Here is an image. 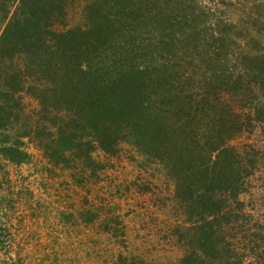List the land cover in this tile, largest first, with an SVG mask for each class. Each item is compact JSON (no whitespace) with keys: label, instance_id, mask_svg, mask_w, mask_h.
<instances>
[{"label":"rangeland","instance_id":"1","mask_svg":"<svg viewBox=\"0 0 264 264\" xmlns=\"http://www.w3.org/2000/svg\"><path fill=\"white\" fill-rule=\"evenodd\" d=\"M0 1L11 5L10 14L18 3ZM94 1L65 0L64 13L58 19L56 29L84 28L87 11ZM166 2L158 13L161 18L154 24L163 25V19L166 20L163 18ZM124 3L114 5L107 13L112 16L118 13L117 18H122V22L115 19L118 22L115 30L133 32L140 26L133 17L125 19ZM174 3L169 4L168 0L172 19L167 24L178 13ZM185 4L192 5L198 14L205 12V16L209 14L208 17L221 24L226 23L238 33L240 36L233 48L237 52L264 50V0H185ZM177 19L182 22L169 25L171 37L159 44L165 48V58L161 62L167 68L164 78L171 81L179 78L186 81L187 86L196 79L199 83L192 88L195 95L201 99L205 95L213 103L223 94L221 111H229L231 107L250 116L245 120L244 128L229 140V145L236 148L246 167L242 170L239 194L243 204L239 205L223 187L218 189L227 193V203L233 210L231 220L223 219L227 221L225 229L211 238L205 248L204 260L195 257L192 264H264V122L250 113L252 102H264V95L257 93L245 98L238 95L240 92L237 91L243 84L248 85L250 77L246 74L238 81L240 85L226 81L230 72H224L222 58L211 62L217 65V74L214 73L215 78H208L207 65L210 63L205 60L213 53L210 49H216L218 43L215 47L211 37L204 35L208 31L201 28L202 22L186 24L180 12ZM188 31L196 32L199 40L193 41ZM130 35L139 38L142 34ZM107 44V40L103 42L100 38L94 47L110 64L113 50ZM90 57L93 65L100 64L103 58L96 52ZM81 60L82 57L75 53H63L58 57L54 71L65 76L70 73L71 65L78 67L83 63ZM13 68V63L6 65L9 71ZM168 68H173L172 77ZM204 69L208 71L205 76ZM27 74H24L21 102L2 92L0 101L6 102L11 113L12 109L21 106L24 122L27 121L25 114H29L33 122L36 119L42 124L45 117L38 119L43 113L39 111V100L32 93L35 91L33 86L48 81H37L38 76H32L31 72ZM24 76L8 77L7 86L20 87ZM182 99L174 106L172 115L164 113L169 116L167 124L174 126L166 144L173 142L175 146L165 154L152 155L138 144L121 140L113 148L114 152H107L97 145L91 148L90 159L79 157L78 152L73 151V154H66L68 160L57 162L37 142L21 138L30 155L25 162L17 164L9 161L0 149V264H176L191 250L201 249L205 238L197 228L199 215L188 201L192 194L198 195L195 194L196 191L199 193L198 189L205 187L204 178L199 183L189 170L186 174L185 159L182 166L178 162L180 170L175 166L177 158L169 155L170 152L177 153L176 148L182 152L187 142H193L192 134L197 125L191 97L181 95ZM203 105L204 102L199 106ZM2 113L0 110V116L4 117ZM187 118L188 123L180 120ZM219 241L222 243L217 245L218 252L215 244Z\"/></svg>","mask_w":264,"mask_h":264},{"label":"trees","instance_id":"2","mask_svg":"<svg viewBox=\"0 0 264 264\" xmlns=\"http://www.w3.org/2000/svg\"><path fill=\"white\" fill-rule=\"evenodd\" d=\"M123 1L125 19L133 17L140 26L135 27L133 32L126 33L120 28L115 30L118 13L113 16L107 13L109 8ZM13 2L18 3L10 14L11 5L1 4L0 1V93L10 94L21 102L20 94L26 80L24 74L31 72L32 76H38L37 81L47 80L48 83L33 86L35 91L32 93L39 100V111L43 113V117L38 119L45 117V124H40L36 119L33 122L29 114H25L27 121L24 122L21 119V106L12 109L11 113L5 106L6 102L0 101V110L4 114V117L0 116L1 153L13 163L25 162L30 154L23 147L21 138H29L57 162L68 160L66 154H73V151L78 152L79 157L90 159L91 148L97 145L107 152H114L121 140L138 144L152 155L165 154L175 146L173 142L166 144L174 126L167 124L169 116L164 113H174V106L183 101L181 95L191 97V103L195 106L194 116L197 118L193 142H187L182 152L179 153L176 148L177 153L170 152L169 155L177 158L175 166L178 167L183 165L185 159L186 174L189 170L199 183L204 178L205 187L198 189L199 193L195 192L197 196L192 194L188 203L191 208H196L195 213L199 215L197 228L205 239L201 249L195 252L191 250L176 264H192L195 257L203 261L209 241L222 233L233 212L227 203V193L218 189L223 187L239 205L243 204L239 201V194L242 170L246 167L240 161L236 148L229 145V140L244 128L245 120L250 116L231 107L229 111H221L223 94L221 99L213 103L205 95H202L203 99L195 95L192 88L199 83L196 79L192 83L188 82L190 86L179 78L175 81L166 80L164 72L167 68L161 64L165 58V48L159 44L166 37H171L169 25L182 22L177 19L179 12L183 13L186 24L190 21L198 24L202 22L201 28H207L208 31L204 35L211 37L215 47L218 43L216 49H210L213 53L205 60L210 63L207 65L210 72L208 78H215L217 74V65L211 62L222 58L220 62L224 72H230L229 80L226 81L240 85L238 81L246 74L250 77L248 85L243 84L237 91L244 98L256 96L257 93L264 95V50L237 52L233 48L240 35L226 23L223 25L217 19L208 17L209 14L205 16L206 13L202 11L204 15L198 14L192 5L185 4V0H169V4H175L178 13L168 24L167 21L172 19L168 0H95L87 11L86 26L68 31L56 29L58 19L64 13L65 0H12L11 4ZM164 2L163 18L166 20L163 19V25L158 22L154 24L155 20L161 18L158 13ZM121 20L120 16L118 21ZM188 32L193 41L199 40L196 32ZM131 33L142 35L139 38L133 35L132 38ZM100 38L103 42L107 40V45L113 50L110 64L94 47ZM68 52L82 57L83 63L78 67L71 65L70 73L63 76L55 72L54 68L58 57ZM92 52L103 57L100 64L93 65L90 57ZM8 63L14 65L11 71L6 69ZM168 71L172 77L173 68H168ZM208 71L204 69L203 76ZM20 75L24 76L21 88L7 86L8 77ZM202 102L204 105L200 107ZM252 105L250 113L264 122V102L253 101ZM180 120L189 122V118ZM225 218L227 221H223ZM220 243L222 241L215 244L218 252L220 248L217 245Z\"/></svg>","mask_w":264,"mask_h":264}]
</instances>
